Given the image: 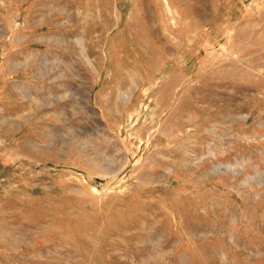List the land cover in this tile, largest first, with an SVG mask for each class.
<instances>
[{
  "label": "rangeland",
  "instance_id": "374dc122",
  "mask_svg": "<svg viewBox=\"0 0 264 264\" xmlns=\"http://www.w3.org/2000/svg\"><path fill=\"white\" fill-rule=\"evenodd\" d=\"M0 226V264H264V0H0Z\"/></svg>",
  "mask_w": 264,
  "mask_h": 264
},
{
  "label": "bare ground",
  "instance_id": "6f19581e",
  "mask_svg": "<svg viewBox=\"0 0 264 264\" xmlns=\"http://www.w3.org/2000/svg\"><path fill=\"white\" fill-rule=\"evenodd\" d=\"M117 92V90H115ZM116 100V99H115ZM178 104V103H177ZM117 105V104H116ZM174 108V107H173ZM175 112V111H173ZM188 113V112H187ZM190 117V116H189ZM176 120V119H174ZM182 121V120H181ZM188 122V121H187ZM12 229V228H11ZM9 229L8 227H3L0 226V242L2 243V245L6 248L8 247H16L17 245H15V237H14V233H11L12 230ZM14 230V229H13ZM18 231V230H17ZM17 234V233H16ZM17 236V235H16ZM15 250V249H14Z\"/></svg>",
  "mask_w": 264,
  "mask_h": 264
}]
</instances>
